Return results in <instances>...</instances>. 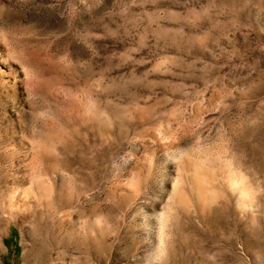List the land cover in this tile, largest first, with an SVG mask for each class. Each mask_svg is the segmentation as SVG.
<instances>
[{
	"label": "rangeland",
	"instance_id": "1",
	"mask_svg": "<svg viewBox=\"0 0 264 264\" xmlns=\"http://www.w3.org/2000/svg\"><path fill=\"white\" fill-rule=\"evenodd\" d=\"M0 264H264V0H0Z\"/></svg>",
	"mask_w": 264,
	"mask_h": 264
}]
</instances>
